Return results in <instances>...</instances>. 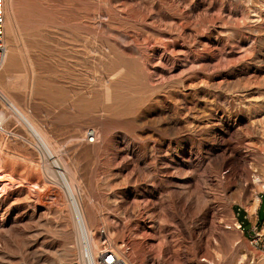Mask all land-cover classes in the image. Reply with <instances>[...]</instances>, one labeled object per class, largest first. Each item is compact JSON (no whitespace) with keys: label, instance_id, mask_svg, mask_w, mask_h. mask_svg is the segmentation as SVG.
I'll use <instances>...</instances> for the list:
<instances>
[{"label":"rangeland","instance_id":"obj_1","mask_svg":"<svg viewBox=\"0 0 264 264\" xmlns=\"http://www.w3.org/2000/svg\"><path fill=\"white\" fill-rule=\"evenodd\" d=\"M5 13L0 90L69 175L92 245L130 246L131 264H264V0H5ZM0 102V264H84L65 189Z\"/></svg>","mask_w":264,"mask_h":264},{"label":"bare ground","instance_id":"obj_2","mask_svg":"<svg viewBox=\"0 0 264 264\" xmlns=\"http://www.w3.org/2000/svg\"><path fill=\"white\" fill-rule=\"evenodd\" d=\"M0 93H1L0 94L1 99H3L4 102H6V106L12 111V113L16 116V118H18V120L25 125L28 132L34 138L35 144H37L42 154V159L45 162L44 164L47 174L50 175L51 177L58 178L59 181L61 182L59 184H61L62 187L65 189L64 191H66L67 197L70 201V205L72 207L75 217L76 228H77V241L79 244V248L81 250V256L83 257L84 264H93V258L96 257V255L100 252V250L102 248L109 246H105L106 244H104L103 247L100 249L99 245L96 248L94 245L91 244L90 237L86 228L83 212L77 200V196L76 193L74 192L73 185L71 179L69 178V175H67L60 169V166L58 165V163L55 162L54 157L50 155V154H54V152L50 149L48 143H45L46 140L44 135L34 126V124H32V122L17 107V105L14 104L6 95H4V93L1 90ZM5 119H6L5 112L3 110H0V123L2 124L0 128V132L6 131V129L4 128ZM258 198L256 197V199H254L255 203L253 204V206L248 208V211L252 215V217H254L255 215V211L258 205ZM234 227L235 228L239 227L238 221L234 222ZM98 249L100 250L96 254V251Z\"/></svg>","mask_w":264,"mask_h":264},{"label":"built area","instance_id":"obj_3","mask_svg":"<svg viewBox=\"0 0 264 264\" xmlns=\"http://www.w3.org/2000/svg\"><path fill=\"white\" fill-rule=\"evenodd\" d=\"M5 0H0V71L3 68L6 57L8 54V48L5 42ZM1 94V93H0ZM1 99V95H0ZM1 110V102H0ZM0 123V128H1ZM96 136V129L88 128L85 132V137L88 141L92 142ZM264 224V222H263ZM254 235V234H253ZM264 235L256 236L254 242L259 245L260 241L264 247ZM130 246H127L126 250H116L114 248H102L100 252L93 258V264H131L130 260L127 258L126 253H128Z\"/></svg>","mask_w":264,"mask_h":264},{"label":"trees","instance_id":"obj_4","mask_svg":"<svg viewBox=\"0 0 264 264\" xmlns=\"http://www.w3.org/2000/svg\"><path fill=\"white\" fill-rule=\"evenodd\" d=\"M263 204H264V197L261 200V204L257 212L259 218V224H262V221L264 220L263 218L260 217L261 210H264ZM232 208L238 222L240 223V227L244 230L245 235L253 236L251 229V222L247 216V212L245 211V209L236 204L233 205Z\"/></svg>","mask_w":264,"mask_h":264},{"label":"crops","instance_id":"obj_5","mask_svg":"<svg viewBox=\"0 0 264 264\" xmlns=\"http://www.w3.org/2000/svg\"><path fill=\"white\" fill-rule=\"evenodd\" d=\"M237 219V218H236Z\"/></svg>","mask_w":264,"mask_h":264}]
</instances>
